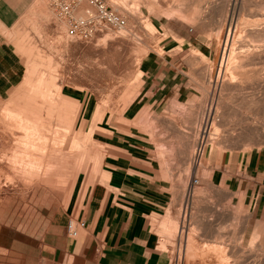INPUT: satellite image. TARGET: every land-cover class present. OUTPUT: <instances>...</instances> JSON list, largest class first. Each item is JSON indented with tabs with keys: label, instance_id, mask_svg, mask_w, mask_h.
<instances>
[{
	"label": "rangeland",
	"instance_id": "obj_1",
	"mask_svg": "<svg viewBox=\"0 0 264 264\" xmlns=\"http://www.w3.org/2000/svg\"><path fill=\"white\" fill-rule=\"evenodd\" d=\"M70 1L33 0L14 22L0 25L23 59L20 77L0 92V111L10 104L11 109L17 106L53 113L39 130L44 136L51 134L48 144L39 142L41 148H50L54 138L56 146L64 138L69 146L72 137L81 138L80 125L88 136L77 143L84 144L81 147L86 152L78 158V165L70 168L69 162L57 161L46 170L54 182L38 184L39 193L0 201V264H56L50 257L51 248L42 245L49 224L64 214L68 232L70 221L79 222L88 195L105 178L107 163L123 155L116 135L130 134L132 128L146 132L148 156L152 152V157L160 160L156 168L166 178L167 170L177 171L172 179L174 193L193 194L187 201L175 198L180 220L171 232L174 235L169 233L167 238V221L161 226L160 248L166 254L169 251L170 264H224L219 259L222 249H226L229 264H264V214H260L264 206V34L258 30L260 25V30L264 29V0H103L108 11L126 20L125 26L98 20L92 30L77 32H72L73 19L62 9ZM179 9L186 15L174 13ZM89 14H98L90 0L78 1L72 11L76 20ZM241 29L246 33L242 42L236 38ZM181 46L188 65L184 77L192 83L184 97L173 98L166 113L132 119L130 106L141 92L144 57L154 50L164 51L169 61ZM235 59L245 68L229 76L225 70ZM56 117L63 120L65 129L59 128ZM13 126L0 115V193L10 184L5 179L8 167L3 153L16 139ZM200 144L202 152H198ZM207 149L213 155V167L207 166ZM251 155V167H247ZM222 166H229L234 178L231 186L209 179L213 170ZM247 175L255 179L247 180ZM229 188L237 194L248 190L254 197L247 198L246 208L239 202L231 208L226 197L204 196L212 189ZM257 195L259 208L252 218L248 210ZM218 200L220 208L233 210L232 224L196 219L206 213L208 201ZM261 215L262 220H255ZM257 223L258 230L254 227ZM249 224L250 239L244 237ZM229 227L233 234L228 238L224 232ZM212 231L217 233L213 242L207 236ZM187 232H193L188 245ZM254 234L256 242L251 243ZM209 243L221 245H206Z\"/></svg>",
	"mask_w": 264,
	"mask_h": 264
},
{
	"label": "crops",
	"instance_id": "obj_2",
	"mask_svg": "<svg viewBox=\"0 0 264 264\" xmlns=\"http://www.w3.org/2000/svg\"><path fill=\"white\" fill-rule=\"evenodd\" d=\"M32 2L33 0H0V25L4 22H14L23 9L30 6ZM195 49L205 55L199 47ZM184 51H186L185 48L181 46L169 61L167 52L164 51L154 50L144 57L141 66L143 74L139 79L141 92L133 99L130 106L132 119L153 115V113H166L167 105L173 98L184 97L185 90L192 84L184 77V70L188 67L184 60ZM22 62L23 59L16 44L13 40L7 39L0 28V92L15 84L22 72ZM131 133H126V137L124 134L116 135L123 155L107 163L105 178L95 184L88 195L84 210L78 217L80 219L77 222V224L80 223L78 236H69L66 229L67 216L64 214L59 215L57 220L54 218L49 224L42 245L46 244L51 248L52 262L56 264H170L172 261L169 251L167 250L166 254L160 248L163 240L161 226L164 221H167V238H169V233L174 231L175 224L180 220L175 198L183 197L187 201L193 194L186 191L175 194L172 179L177 171L171 173L167 170L166 178V174L156 168L161 164L160 160L152 157L154 156L152 152L150 157L148 156V147L144 145L149 144L150 141L145 136L146 132L132 128ZM209 150H206L205 156L209 154ZM212 156L211 153L207 156L209 159L207 166L213 167ZM252 157L253 155L250 156L247 167H251ZM228 168L229 166L223 167V170L214 169L209 179L214 183L223 182L231 186L232 183L234 184V178L230 177L232 175ZM246 178L250 181L255 179L253 175H247ZM248 193V190L237 194L236 190L230 188L212 189L204 196L226 197L231 208L235 207L237 202L242 203L246 208L247 198L254 197ZM218 202L219 200L216 203L208 201L205 205L206 213L196 219L211 224L221 222L226 223L227 226L232 224L233 210L220 208ZM258 203L257 195L252 208L248 210L252 218L258 212ZM260 214H264V206L260 209ZM252 218L250 217L249 222ZM255 220H262V215ZM254 227L258 230L260 225ZM251 228V224L246 227L245 238H251L252 232L247 231ZM224 233L229 238L233 231L229 227ZM192 235L193 232H187V245L188 237ZM207 236L213 242L217 233L212 231ZM256 238L257 234H254L251 243L253 240L256 242ZM227 255L234 259L228 251Z\"/></svg>",
	"mask_w": 264,
	"mask_h": 264
},
{
	"label": "bare ground",
	"instance_id": "obj_3",
	"mask_svg": "<svg viewBox=\"0 0 264 264\" xmlns=\"http://www.w3.org/2000/svg\"><path fill=\"white\" fill-rule=\"evenodd\" d=\"M80 1V0H78ZM179 2V1H178ZM176 8V6H175ZM179 8V7H178ZM264 8V7H263ZM180 10L179 11L177 10L176 14H182V10H181V13H180ZM168 11V10H167ZM173 13V12H172ZM189 14V13H188ZM94 15V14H93ZM182 15H186V14H182ZM261 15V14H260ZM74 17V16H73ZM89 17V15H88ZM87 17V18H88ZM185 17V16H184ZM183 18V16H182ZM75 19V17H74ZM86 19V18H85ZM84 19V20H85ZM83 19H78L77 21H82ZM191 20V19H190ZM258 21V20H257ZM259 24V23H258ZM255 27V26H254ZM231 28V27H230ZM253 28V27H252ZM256 28V27H255ZM261 28V25L260 27H258V30L260 32V35H263L264 34V29L260 30ZM250 29V28H249ZM228 30V29H227ZM252 30V29H250ZM244 31V30H243ZM242 29L241 31L238 32V37L237 38V41H240L241 42L243 41L242 39V36H244L243 34L245 32H243ZM224 32V31H223ZM253 34V33H252ZM246 35V33H245ZM221 36V35H220ZM229 36V35H228ZM249 37H252L251 35L248 34ZM244 38V37H243ZM228 39V38H227ZM253 41V40H252ZM260 41V40H259ZM264 41V40H263ZM118 42V41H117ZM227 42V41H226ZM246 43V42H245ZM244 43V44H245ZM235 45H239V44H235ZM243 45V44H242ZM246 45V44H245ZM240 46V45H239ZM249 46V44H248ZM238 47V46H237ZM242 47V46H241ZM101 48V47H100ZM248 48V47H247ZM77 49V48H76ZM79 49V48H78ZM243 49V47H242ZM80 50V49H79ZM78 50V51H79ZM238 52V50L236 51ZM74 54V53H73ZM224 54V53H223ZM236 54V53H235ZM251 55V54H250ZM249 55V56H250ZM224 57V55H223ZM238 58V57H236ZM245 58H247L245 56ZM250 58V57H249ZM240 59V58H238ZM257 59V58H256ZM236 61H233L232 64H230V66H228V68L225 70V72L230 76H234L235 74L237 75L239 70L242 69V68H245L243 65L245 64H241L237 61V59H235ZM247 60V59H246ZM223 61V60H222ZM240 61V60H239ZM224 62V61H223ZM222 62V63H223ZM232 62V61H231ZM230 62V63H231ZM241 62V61H240ZM242 63H243V60H242ZM227 64V62H226ZM223 65V64H222ZM243 70V69H242ZM54 72V71H53ZM245 72V71H244ZM221 73V71H220ZM235 80V79H234ZM46 81V80H44ZM233 81V80H232ZM241 81V80H240ZM219 82V80H218ZM218 82H217V85H218ZM45 83V82H44ZM47 83V81H46ZM234 83V81H233ZM232 83V84H233ZM241 83V82H240ZM46 85V84H45ZM64 85V84H63ZM220 85V84H219ZM217 87V86H216ZM63 89H68V88H64L62 87ZM219 88V87H217ZM231 88V87H230ZM62 89V91H63ZM221 90V89H220ZM238 90V89H237ZM120 91V90H119ZM223 92V90H222ZM221 92V93H222ZM60 93V92H59ZM108 95V94H107ZM111 96V94H110ZM65 97V101L67 102V96H64ZM108 98V97H107ZM112 99V98H111ZM255 99V98H254ZM253 101V100H252ZM104 102V101H103ZM2 103V101H1ZM0 103V105H2ZM47 104V103H46ZM103 104V103H102ZM108 104V103H106ZM43 105V104H42ZM13 105H11L12 107ZM33 106H41L40 104H36ZM1 107V106H0ZM10 107V104L9 106H7L6 108L4 107L1 111H0V115H1V118L2 120L6 121V122H11L14 124L13 128L15 127L14 129V132H15V135H17L15 138V141H10L11 142V145H10V150L6 151L5 153H3L4 156H6V165L4 166H7L8 167V172H7V178L5 179H9V185H5L4 189L1 190V193H0V201L3 202V201H6L8 200L9 198H13V197H16L17 196V199H25V197H30L32 194L34 193H37L36 192V188H37V185L38 184H42V185H45V183L49 184V182H54L52 181L51 179L49 180L48 179V174H46V170H48L49 168H52L53 164L54 163H57V161H64L65 162H69L68 164H70V168H73L75 167L76 165H78V162L80 160H78V158L80 156H84L85 155V149L83 147H81L82 145L84 144H77L79 143V141H83L84 138H88V136L84 133H82V130H80L78 126V131L79 133L81 134V138L79 139H73L72 137V143L68 146L65 142H64V139H62L61 143L58 144L56 146V141L53 139V144H51L52 146L50 148H47V146L45 145V148H41V146H43V144H48V141L50 140V135H46L44 136L43 134H41L39 132L40 128H41V125H44L46 123V121H48V119H52V118H49V116L53 113H50V112H47V113H43V112H40V111H35V110H26V109H23V108H18L16 106L15 109H11L9 108ZM15 107V106H14ZM2 108V107H1ZM105 109V107H103ZM101 111V110H100ZM104 114V113H103ZM99 114H97L98 116ZM105 115V114H104ZM57 119V122H59V128L61 129V123H62V119H60L59 117H56ZM97 120L96 121H99L98 118H96ZM101 120V118H100ZM83 121V120H82ZM97 123V122H96ZM58 125V124H57ZM72 125V124H71ZM3 127V126H2ZM50 126L48 125L47 128H49ZM57 127V126H56ZM7 129V128H6ZM63 129V128H62ZM65 129V127H64ZM67 130H69V128H66ZM51 131V130H50ZM57 131V130H56ZM60 131V130H59ZM72 131V129H71ZM73 132V131H72ZM2 133V132H1ZM10 133V132H9ZM50 133V132H49ZM56 133V132H55ZM58 133V132H57ZM68 133V131H67ZM76 133V132H75ZM74 133V134H75ZM11 134V133H10ZM54 134V133H53ZM65 134H66V131H65ZM64 134V135H65ZM69 134V133H68ZM73 134V135H74ZM12 135V134H11ZM10 135V136H11ZM54 136V135H53ZM52 136V137H53ZM59 137V138H60ZM64 137H67L64 136ZM75 137V136H74ZM9 138V137H8ZM77 138V137H76ZM7 140V139H6ZM5 140V141H6ZM212 140V139H211ZM9 142V143H10ZM39 142H43V144H41L40 146V143ZM6 143V142H5ZM4 143V144H5ZM8 143V142H7ZM7 143L5 145H7ZM69 144V143H68ZM9 146V145H8ZM3 148V147H2ZM2 155V156H3ZM76 156H77V159H76ZM82 158V157H81ZM1 160V159H0ZM3 161V160H2ZM57 165V164H56ZM58 168V167H57ZM3 169V167H2ZM6 170V169H4ZM53 172V171H52ZM51 178V177H50ZM18 179L17 183L14 182V180ZM67 183V182H66ZM6 184V183H5ZM8 184V183H7ZM68 185L70 186L69 182H68ZM46 186V185H45ZM2 187V186H1ZM48 188V187H47ZM2 189V188H1ZM42 189V188H41ZM3 191V192H2ZM39 193V192H38ZM34 196V195H33ZM0 202V203H1ZM2 205V204H1ZM254 242V240H253ZM222 247V246H221ZM224 247V246H223ZM222 247V248H223ZM220 248V247H219ZM221 248V249H222ZM225 249V248H224ZM222 251V252H221ZM220 254H222V256H218L220 257V262H221V259L223 261H225L224 264H229V262L231 261H226L225 259V253L226 252V249L225 250H221ZM229 259V258H228ZM228 262V263H227ZM234 264V263H233Z\"/></svg>",
	"mask_w": 264,
	"mask_h": 264
},
{
	"label": "built area",
	"instance_id": "obj_4",
	"mask_svg": "<svg viewBox=\"0 0 264 264\" xmlns=\"http://www.w3.org/2000/svg\"><path fill=\"white\" fill-rule=\"evenodd\" d=\"M78 0H72L70 2H67L63 4L62 9L65 13L70 14V16L73 19V30L72 32H77L80 29L85 30H92L91 26L96 25L98 20L109 22V24L116 25L117 27H124L126 24V20L117 14H115L113 11H108V6L106 5L103 0H90V3L95 5L98 9V14L93 15L89 14V17L82 21H77L74 19L72 15V11L75 8L76 3ZM203 145L200 144L198 152H202ZM194 183H198V179L194 178ZM83 225V224H82ZM79 226L74 221H70L68 224V234L71 237H77L79 234Z\"/></svg>",
	"mask_w": 264,
	"mask_h": 264
}]
</instances>
